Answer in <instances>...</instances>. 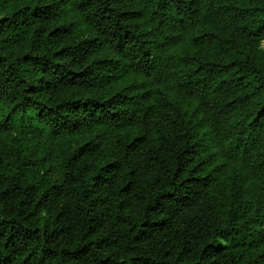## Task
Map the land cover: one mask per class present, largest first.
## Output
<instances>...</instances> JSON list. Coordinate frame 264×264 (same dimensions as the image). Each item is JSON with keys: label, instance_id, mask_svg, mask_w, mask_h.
<instances>
[{"label": "trees", "instance_id": "obj_1", "mask_svg": "<svg viewBox=\"0 0 264 264\" xmlns=\"http://www.w3.org/2000/svg\"><path fill=\"white\" fill-rule=\"evenodd\" d=\"M263 43L264 0H0V264H264Z\"/></svg>", "mask_w": 264, "mask_h": 264}, {"label": "rangeland", "instance_id": "obj_2", "mask_svg": "<svg viewBox=\"0 0 264 264\" xmlns=\"http://www.w3.org/2000/svg\"><path fill=\"white\" fill-rule=\"evenodd\" d=\"M262 50H264V43L262 44ZM16 136V133H13L12 135L9 136V140H11L12 142V137ZM28 138L30 141L27 142V144H29V148H33L34 146H40L41 144H43L45 147L49 148L50 150H52V155L56 156L58 154V150L56 149H51V146L53 145L54 142L47 140L45 137L42 136H38L35 135L33 137V133H29L28 134ZM58 146V144H57Z\"/></svg>", "mask_w": 264, "mask_h": 264}]
</instances>
